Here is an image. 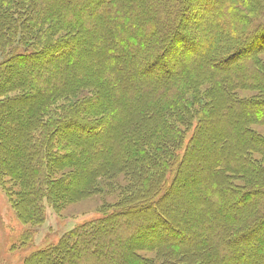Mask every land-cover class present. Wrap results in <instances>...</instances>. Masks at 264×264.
Here are the masks:
<instances>
[{
	"label": "trees",
	"instance_id": "obj_1",
	"mask_svg": "<svg viewBox=\"0 0 264 264\" xmlns=\"http://www.w3.org/2000/svg\"><path fill=\"white\" fill-rule=\"evenodd\" d=\"M239 3L0 0V179L18 187L22 223L39 226L44 206L104 197L125 179L100 218L25 264H264L254 243L264 230V137L251 127L264 125V15L247 17ZM203 12L189 29V15ZM176 45L197 53L194 67L173 71ZM91 48L95 68L78 72ZM242 90L259 95L239 99ZM250 149L263 159L250 161ZM251 199L233 218L246 226L228 230L222 213ZM243 243L250 250L236 262Z\"/></svg>",
	"mask_w": 264,
	"mask_h": 264
},
{
	"label": "rangeland",
	"instance_id": "obj_2",
	"mask_svg": "<svg viewBox=\"0 0 264 264\" xmlns=\"http://www.w3.org/2000/svg\"><path fill=\"white\" fill-rule=\"evenodd\" d=\"M261 1L262 4H260ZM244 4H245L244 0H240L239 6L236 7V10L242 14L247 15V17L249 16L250 18H255L257 16L264 15V0H259L258 2L256 0H253L249 6H246V7H252L248 10H245L246 7H243ZM195 10H198L197 7L195 8ZM207 15H208L207 12L200 13V15L199 14L197 15L196 13H191L189 15L190 18L188 17V21H187L188 28L193 30L196 26L202 25ZM246 20L249 21L250 19L246 18ZM189 31L191 30H188V33L192 32ZM203 38L204 37H202V44L204 46V49L206 50V45L204 41H206V43H208V41ZM181 50H182L181 45H176L175 48L170 50V53L168 54V61L173 66L172 69L174 72L180 70V68L183 67L191 69L192 67H194L195 64L194 62L198 58L197 53L184 54L182 53ZM96 51L97 49L91 48V52L88 54V56H90L89 60L91 63L87 62L84 67H80L78 69V72H85L90 70L92 71L95 68L94 55ZM200 53L201 52H199V54ZM259 54L260 55H258V58H260L262 65L264 66V53H259ZM224 56L225 55H223L222 57ZM74 72H76V70H74ZM210 88L211 87L209 84H205L200 87V91L205 93V91H208ZM236 92L240 96L239 99L244 98L249 100H255L256 96L259 95L258 92L255 91L242 90ZM251 127L253 131L258 132L261 136L264 137V125L252 124ZM252 150L253 149H250V152L252 153L251 159L248 158L250 161L257 162L256 159L259 160L260 158L263 159L260 153L252 152ZM180 154L183 157V153L180 152ZM247 154L249 155V153ZM192 161H194L193 158L189 157L187 160V164L191 163ZM261 163L264 164V160H262ZM187 164H185L184 168L187 166ZM258 164H260L259 161ZM232 174L234 175L233 172ZM234 176L238 180L235 181L238 185L243 184L242 183L243 176L241 175H234ZM124 181L125 179L122 178L115 185H112L111 189L106 191L107 194L104 195V197L100 195L98 196L94 195L91 198L81 201L79 203L67 204L58 212L54 211V209L49 205L44 206L43 211L46 220L43 224L39 226H34L31 224L22 223V221L19 218L15 203L16 200L15 193L18 190V187L15 186L14 183L10 182L9 179L5 177L3 179L1 178L0 179V264H25L27 258L29 259V257H34L39 252H46V251H50L51 249L56 250L58 248V244L60 243L59 241L61 237L65 233L77 228L79 225L85 222L100 218L101 208L103 205L106 204L114 205L117 202V200H119V197L116 198L115 195L119 194V188H120L119 186L124 185L125 184ZM191 187H186L185 189L176 188L173 191V195H174L173 197L179 198L182 195V193H186L187 195H192L195 192V189L197 188L196 187L191 188ZM201 192H202V204H204L203 200L205 198H208L207 197L208 192L206 188L205 189L202 188V190H199V193ZM236 198L237 195L232 193L230 194V200L232 202H235V200H237ZM213 201H215L216 203L222 206V203L217 202L215 197ZM251 203H252V199L250 201H243L240 204L235 203L234 206L231 205L230 207L231 209L229 210V212L225 211L224 213H222V219H224L226 226L227 227L230 226L231 223L236 224V226H238L239 229L243 228L242 227L243 225L246 226L244 223L238 224L233 220V218L235 217L234 215H236V213L238 212L239 210L238 208L240 206L242 205L248 206ZM179 215L182 218H185L186 215L185 209L183 210L181 209ZM245 220L248 221L249 216H246ZM180 232L184 234L185 237L189 236L188 232L186 231V228H184V230L181 229ZM233 232L235 233V231ZM255 236L256 239L254 243L258 244L259 248L263 249L264 238L262 236H264V230L257 232ZM160 242L162 244H174V245L175 244L179 245L181 243V241H179L178 238H169L167 236H163ZM186 242H188V240ZM149 244L150 243H148V245ZM247 248L250 250V246L245 245L244 243L240 245L239 256L236 262L246 257L245 255L247 253L246 251ZM210 251L213 253V250L210 249ZM259 253L260 254L259 256H257V258L259 257L262 258L261 256L262 253L260 252V250ZM144 255H146L149 258H154L155 256L154 252L152 251H149ZM246 260L248 261L250 259H246ZM28 263H30V261H28ZM60 264H65V263L61 262Z\"/></svg>",
	"mask_w": 264,
	"mask_h": 264
}]
</instances>
